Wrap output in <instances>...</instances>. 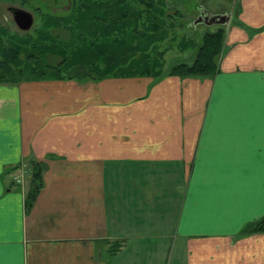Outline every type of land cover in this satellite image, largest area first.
<instances>
[{"label": "crops", "instance_id": "obj_1", "mask_svg": "<svg viewBox=\"0 0 264 264\" xmlns=\"http://www.w3.org/2000/svg\"><path fill=\"white\" fill-rule=\"evenodd\" d=\"M224 28L210 78L0 83V264H264V0Z\"/></svg>", "mask_w": 264, "mask_h": 264}, {"label": "trees", "instance_id": "obj_2", "mask_svg": "<svg viewBox=\"0 0 264 264\" xmlns=\"http://www.w3.org/2000/svg\"><path fill=\"white\" fill-rule=\"evenodd\" d=\"M66 1L64 15H55L50 23L35 29L32 37L44 39L43 42L34 44L32 41L28 50L23 52L19 46L0 45V82L17 81L19 76L25 80H96L107 76L157 78L165 73L158 57L162 52L158 51L157 44L164 37V21L169 17L164 0ZM76 14L85 16L79 25ZM139 19H144L145 24L138 22ZM132 21L136 24L130 25ZM235 23L243 25L238 20ZM107 26L112 28L111 33L105 32ZM56 27L65 28L67 35L61 37L51 33L50 28ZM125 28H128L127 33H124ZM224 32V26L204 31L191 61L173 63L166 72L179 76L212 77L219 69V59L224 51ZM26 34V40H31V35ZM188 43L189 46L194 44L190 40ZM50 54L59 55L60 59L51 63L46 60ZM43 169L41 161H29L26 209L42 185ZM250 232H264V214L243 225L241 233ZM113 245L108 247V252H113Z\"/></svg>", "mask_w": 264, "mask_h": 264}, {"label": "rangeland", "instance_id": "obj_3", "mask_svg": "<svg viewBox=\"0 0 264 264\" xmlns=\"http://www.w3.org/2000/svg\"><path fill=\"white\" fill-rule=\"evenodd\" d=\"M9 5L23 7L32 13L33 21L28 29L23 30L16 26L11 13L7 9ZM163 5L166 6L165 12L169 17L167 16L168 18L164 21V37L160 39L157 44L158 51L162 52L158 54L162 62V70L167 71L169 66L173 63H177L178 61H191L197 49L196 45L202 41L201 37L204 31L215 30L218 26L226 25L221 23L207 24L204 22H198L192 25V20L198 16L200 10L211 13H229L233 15V18H237L239 0H164ZM66 6V0H0V45L19 46L20 50L23 52L28 50V46L32 41L34 44H40L44 39L35 40V38L32 37L36 33L35 29L42 24L45 25L46 23L48 24V22L50 23V20L55 15H64ZM75 18L77 25H79L82 23L85 16L76 14ZM144 21V19L138 20V22L145 24ZM133 22L134 21H132L130 25L136 24V22ZM139 26L141 25L139 24ZM128 28L124 29V33H127ZM111 30L112 28L107 26L105 32L108 31L111 33ZM50 32L59 34L61 37L67 35V30L63 27L50 28ZM26 33L31 35V40H26ZM189 40L194 42L192 46H189V43L187 44ZM61 46L59 47L60 49L62 48ZM19 56L22 57L23 54L20 53ZM59 59V55L50 54L47 55L46 60L55 63ZM22 80L25 79H21L19 76L17 81H2L0 83L15 84ZM106 173H109V171ZM164 260L162 264H164ZM166 264H173L171 258L168 259Z\"/></svg>", "mask_w": 264, "mask_h": 264}, {"label": "water", "instance_id": "obj_4", "mask_svg": "<svg viewBox=\"0 0 264 264\" xmlns=\"http://www.w3.org/2000/svg\"><path fill=\"white\" fill-rule=\"evenodd\" d=\"M7 9L11 13L12 19L18 28L25 30L31 26L33 21V16L29 10L16 5H9ZM229 20H230L229 13H211V12H206L205 10H200L198 16L192 20V25L198 22H204L207 24H212V23L227 24Z\"/></svg>", "mask_w": 264, "mask_h": 264}]
</instances>
